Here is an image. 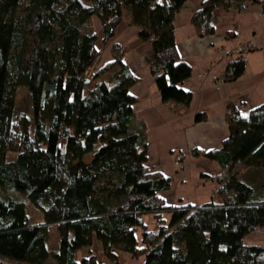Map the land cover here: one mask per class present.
<instances>
[{
  "label": "trees",
  "instance_id": "trees-1",
  "mask_svg": "<svg viewBox=\"0 0 264 264\" xmlns=\"http://www.w3.org/2000/svg\"><path fill=\"white\" fill-rule=\"evenodd\" d=\"M184 1L0 0V264H99L90 251L75 258L92 235L112 264L116 251L140 264H264V246L245 242L264 229V182L253 189L234 176L239 166L264 172V102L246 112L227 107L219 147L194 153L218 166L204 179L216 185L207 202L165 204L159 193L173 180L147 167L129 91L138 76L114 39L134 26L160 101L186 108L191 93L180 84L190 66L172 26ZM259 2L201 0L190 17L194 33L211 34L220 15ZM106 47L112 60L99 65ZM242 70L232 57L224 81ZM16 87L28 93L29 112L15 115ZM24 203L41 214L38 223L26 224ZM49 226L54 251L46 247Z\"/></svg>",
  "mask_w": 264,
  "mask_h": 264
},
{
  "label": "crops",
  "instance_id": "crops-1",
  "mask_svg": "<svg viewBox=\"0 0 264 264\" xmlns=\"http://www.w3.org/2000/svg\"><path fill=\"white\" fill-rule=\"evenodd\" d=\"M200 2L184 1L172 21L177 54L190 66L189 76L180 84L191 93L186 108L160 101L144 61L146 47L136 40L134 26H124L114 39L126 47L128 68L138 76L129 91L135 96L132 105L134 117L144 126L148 170L173 180L168 190L159 193L165 204L179 200L191 204L184 195L176 194L181 189L193 187L189 186V181H194L195 186L210 183L216 187L213 181L204 179L212 177L218 166L200 155L194 156V153H205L219 147L227 133V107L245 112L247 106L250 109L264 102V0L248 4L241 11L232 10L220 15L211 34L197 36L190 17ZM91 27L94 31L99 29L100 23L96 18L91 19ZM247 41L252 42V47L243 54L240 75L233 81L213 85L209 74L223 72L234 56H225L222 50ZM110 60L109 47H106L96 63L101 65ZM203 69L206 74L197 76L196 73ZM196 113H201L202 119L195 121ZM177 155L182 156L180 170L174 164Z\"/></svg>",
  "mask_w": 264,
  "mask_h": 264
},
{
  "label": "rangeland",
  "instance_id": "rangeland-1",
  "mask_svg": "<svg viewBox=\"0 0 264 264\" xmlns=\"http://www.w3.org/2000/svg\"><path fill=\"white\" fill-rule=\"evenodd\" d=\"M123 28V27H122ZM15 106H16V113H19L23 110H26L29 112L30 110V103H29V96L28 93L25 91V88L16 87V95H15ZM249 109L247 108L244 110L245 112ZM89 158H85L84 161H88ZM234 176L244 182L245 184H248L253 189H256L259 187L261 183L264 182V172L255 168V167H244L239 166L235 172ZM193 187H187L185 189H181L180 191L176 192V194L184 195L186 198H188V202L191 204H201L206 201H208L213 194V190L215 188L214 185L207 183L204 186H200L198 183L196 186L194 185V181H189V186ZM187 202V201H186ZM24 211L26 214V224L28 226L34 225L40 221L41 214L34 210L28 203H24ZM143 223L146 225L148 230H154L155 226L152 223V219L150 215H144L142 217ZM47 240H46V247L48 251H54L57 247V234L55 232V229L53 226L47 227ZM140 232L137 231L136 235L137 238L139 237ZM245 242L248 244H254V245H263L264 246V230H256L254 233H251L250 235L246 236ZM88 251L93 254L97 262L99 264L105 263V264H112L110 261H108L104 255L102 254V248L100 242L92 235L91 244L89 247H84L80 250H78L75 253V258L78 260L81 257H84L88 254ZM116 259L117 264H140L142 261V258H138L136 260L130 259L125 253L116 251ZM12 264H21V263H12ZM43 264H55L51 258H47Z\"/></svg>",
  "mask_w": 264,
  "mask_h": 264
},
{
  "label": "built area",
  "instance_id": "built-area-1",
  "mask_svg": "<svg viewBox=\"0 0 264 264\" xmlns=\"http://www.w3.org/2000/svg\"><path fill=\"white\" fill-rule=\"evenodd\" d=\"M251 47H252V42L251 41H247V42H244V43H239V44L235 45L232 48H225V49L222 50V53L225 56L234 55V56H237V58L239 60H243V54L245 52H247ZM205 74H206V72H205L204 69L201 70V71H198L196 73L197 76H202V75H205ZM209 77H210V80H211L212 84L215 85V86H218L219 84L224 82L223 73L222 72L216 73V74H209ZM231 110H232L231 108H226V114H228ZM181 159H182L181 155H177L175 157V159H174V164L178 167L179 170L182 169Z\"/></svg>",
  "mask_w": 264,
  "mask_h": 264
}]
</instances>
